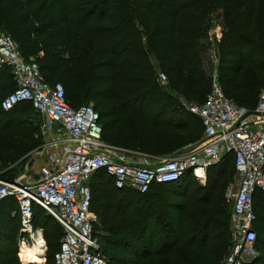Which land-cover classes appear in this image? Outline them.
<instances>
[{"label": "trees", "instance_id": "trees-1", "mask_svg": "<svg viewBox=\"0 0 264 264\" xmlns=\"http://www.w3.org/2000/svg\"><path fill=\"white\" fill-rule=\"evenodd\" d=\"M215 11L223 24L217 46L223 92L253 111L264 89V0H0V31L12 37L25 60L34 59L49 84L63 85L71 107L93 105L103 141L165 158L203 137L200 119L182 110L170 90L197 104L205 101L211 79L198 43ZM158 72L167 77L165 85ZM14 88L4 67L0 179L7 182L16 180V169L43 143L40 125L30 119L33 112L42 117L31 103L2 109ZM235 175L233 153L207 170L204 186L188 172L177 182L139 193L117 189L105 170L95 172L91 211L107 264H220L230 247L231 206L224 194ZM254 212L258 257L253 264H264L261 192L254 197ZM33 218L48 245L46 264H54L62 228L36 204ZM20 226L16 200L3 199L2 264H21Z\"/></svg>", "mask_w": 264, "mask_h": 264}, {"label": "built area", "instance_id": "built-area-1", "mask_svg": "<svg viewBox=\"0 0 264 264\" xmlns=\"http://www.w3.org/2000/svg\"><path fill=\"white\" fill-rule=\"evenodd\" d=\"M4 67L10 69L15 88L1 102L2 109L10 111L19 103H31L43 119L42 131L48 146L55 149L36 183L0 179V202L14 198L18 204L19 251L23 243L33 242L34 236L44 239L43 230L33 223L36 204L62 228L54 264H107L94 234L96 218L91 211L90 181L95 172L105 170L117 189L147 193L153 185L177 182L188 172L204 184L207 170L224 155L233 153L236 179L224 194L231 206V240L220 264L255 261L254 197L258 192L264 194V89L256 108L249 111L225 96L217 68L209 76L211 87L202 104L178 98L182 110L200 119L201 142L190 145L180 155L153 159L107 146L93 105L71 107L63 85L49 84L34 59L25 60L12 37L0 31V70ZM157 78L161 85L167 83L164 73L158 72Z\"/></svg>", "mask_w": 264, "mask_h": 264}, {"label": "rangeland", "instance_id": "rangeland-1", "mask_svg": "<svg viewBox=\"0 0 264 264\" xmlns=\"http://www.w3.org/2000/svg\"><path fill=\"white\" fill-rule=\"evenodd\" d=\"M87 1L90 2V1H94V0H87ZM178 25L179 26L182 25L181 20L178 23ZM222 28H223V24H222L221 13L219 11L212 12L208 17L206 34H205L204 38L198 43V49L200 51V56L202 58L203 69L208 76H210L218 68L219 57H218L217 46H218V43L221 39ZM152 60H153V62H155L154 57H152ZM170 93H172V95H174V96H177V98L180 97V95H178V93L175 91L170 90ZM33 113L34 114H32V116H30V119H33L34 121L38 122V125H40L43 143L39 149H36L33 153L29 154L28 158L26 159V163L23 166H19L16 169V175H17L16 180H21L24 183H32V184L36 183L40 179L41 169L44 166L48 165V163L50 162L49 161V155L55 150L53 148H50L47 144V139H46L47 137L44 135V133L42 131L43 119L40 118L35 112H33ZM104 142L107 146L113 147V149L114 148H120V149H124L127 151H133V150H129L126 148H122V147L110 144L106 141H104ZM199 142H201V140L185 146L184 148H182L181 150H179L177 152V155H180L182 152H184L186 150V148L189 147L190 145L198 144ZM135 152H138V151H135ZM139 153H141V152H139ZM142 154H144V153H142ZM137 159L138 158H136L135 160H137ZM31 160L34 161V165L32 168H29ZM235 177H236V175H235ZM194 185H195V183L192 184L191 191L194 190ZM230 240H231V234H230L229 241ZM45 245H46V247H45V253H44V260L42 259L39 262V264H46V262H47L48 245L46 244V241H45ZM21 249L22 248L20 247V251H19V248H18V253H20V255L22 253V255H23V250L21 251ZM20 258L22 260L21 256H20ZM20 258L18 256V259L21 262V264H24L23 260L21 261Z\"/></svg>", "mask_w": 264, "mask_h": 264}, {"label": "bare ground", "instance_id": "bare-ground-1", "mask_svg": "<svg viewBox=\"0 0 264 264\" xmlns=\"http://www.w3.org/2000/svg\"><path fill=\"white\" fill-rule=\"evenodd\" d=\"M34 241L30 243H23L20 247L23 250V255L21 253L22 260L24 264H39V262L44 260L45 244L44 239L39 235L34 236ZM25 254V255H24Z\"/></svg>", "mask_w": 264, "mask_h": 264}, {"label": "crops", "instance_id": "crops-1", "mask_svg": "<svg viewBox=\"0 0 264 264\" xmlns=\"http://www.w3.org/2000/svg\"><path fill=\"white\" fill-rule=\"evenodd\" d=\"M202 138H203V137H202ZM202 138H201L200 140H202ZM34 151H35V150H34ZM34 151H32L31 153H33ZM31 153H30V154H31ZM176 155H177V154H176ZM176 155H174V156H176ZM147 156H149V157H151V158H153V159H156V158L158 159V157H153V156H150V155H147ZM193 178H194V177H193ZM235 179H236V177H235ZM206 181H207V179H206ZM206 181H205L204 184L199 183V182H198V183H199L201 186H204V185L206 184ZM230 221H231V218H230ZM17 242H18V241H17ZM17 244H18V243H17ZM18 248H19V246H18ZM256 250H257V249H256ZM18 254H19V253H18ZM257 257H258V251H257ZM257 257H256L255 260H257ZM254 262H255V261H254ZM254 262H253V263H254ZM253 263H252V264H253Z\"/></svg>", "mask_w": 264, "mask_h": 264}, {"label": "water", "instance_id": "water-1", "mask_svg": "<svg viewBox=\"0 0 264 264\" xmlns=\"http://www.w3.org/2000/svg\"><path fill=\"white\" fill-rule=\"evenodd\" d=\"M248 114H252V113L250 112V113H248ZM33 165H34V161H33V160H31V162H30V165H29V168H32V167H33Z\"/></svg>", "mask_w": 264, "mask_h": 264}]
</instances>
